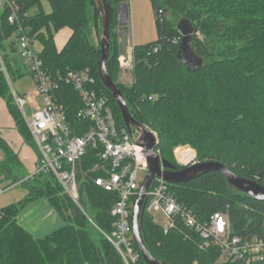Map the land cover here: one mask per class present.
Wrapping results in <instances>:
<instances>
[{
	"label": "trees",
	"instance_id": "obj_1",
	"mask_svg": "<svg viewBox=\"0 0 264 264\" xmlns=\"http://www.w3.org/2000/svg\"><path fill=\"white\" fill-rule=\"evenodd\" d=\"M12 1L19 7L21 21L29 35L42 46L37 51L44 70L52 75H65L70 70L90 69L96 80L94 88L111 101L118 127H126L116 100L100 79L101 39L97 46L92 38L98 31L102 38L103 22L97 1ZM128 1L106 0L111 19V49L118 53L120 46L114 43L121 26L118 9ZM45 2L49 3L50 12L44 8ZM151 2L158 38L135 47L132 87L118 82L117 54L110 55L108 60V72L122 91L130 113L137 122L158 133L161 157L179 170L183 168L173 160V150L189 143L197 151L200 163L219 162L236 175L264 187V0ZM170 11L184 15L195 29L194 50L203 60V66L196 71H190L177 60L183 35L178 24L168 17ZM7 16L8 11L2 10L0 99L6 101L23 138L35 146L10 87L13 82L26 76L33 79V76L19 55L16 40L12 39L16 27L9 24ZM65 28L72 30V36L65 47L58 50L55 36ZM157 47L158 52H154ZM56 96L65 106L68 121L77 135L92 128L90 122L78 119L82 102L71 86L61 85ZM0 151L4 153L0 174L10 178L11 185L22 183L29 190L28 197L20 204L0 211V264H125L105 236L113 232L112 209L118 201V193L106 191L89 180L85 184L87 200L84 193L81 200L83 211L63 193L53 175L29 180L16 175L18 157L1 137ZM98 164L99 150L89 149L83 168L92 170ZM92 176L99 178L103 174L95 172ZM170 189L178 203L192 211L200 222L216 212H224L229 216L233 234L247 237L264 234V203L232 189L218 172L202 175L186 184H171ZM41 198L48 199L68 224L37 239L17 218L27 204ZM135 200L132 199V204ZM147 207L148 204L142 218L143 239L149 253L158 261L238 264L219 263L220 250L201 249L203 239L181 224L166 233ZM135 249L139 252L137 246ZM138 264H147L141 254Z\"/></svg>",
	"mask_w": 264,
	"mask_h": 264
},
{
	"label": "built area",
	"instance_id": "obj_2",
	"mask_svg": "<svg viewBox=\"0 0 264 264\" xmlns=\"http://www.w3.org/2000/svg\"><path fill=\"white\" fill-rule=\"evenodd\" d=\"M0 9L8 11V22L16 27L12 39L16 40L19 55L35 85L34 94L24 95L11 87L15 105L38 150L36 168L25 180L53 175L63 193L83 211L81 200L89 180L106 191L118 193V201L112 209L113 232L105 236L125 264H138L140 252L135 249L132 230V199L137 198L140 185L149 172L147 154L137 144L140 133L136 137L127 127H118L109 97L94 88L96 80L90 69L70 70L65 75L47 73L36 49V40L23 25L16 2L0 0ZM158 49L155 48L154 52ZM119 64L123 72L135 70V46L129 44L125 52L121 50ZM63 84L71 86L81 99L78 119L93 125L82 135L76 134L68 121L65 106L57 100L56 92ZM158 144L157 138L155 152L161 156ZM89 149L99 150L100 164L87 171L83 162ZM176 153L177 164L182 168L200 163L197 152L190 147H180ZM95 172H101L103 176L94 178L92 173ZM170 185L164 178L157 177L147 194V210L151 215L153 212L164 215L166 233L181 224L203 239L201 249L218 248L220 258L226 261L264 263V234L249 237L233 234L229 216L224 212H216L205 221H198L192 211L178 203Z\"/></svg>",
	"mask_w": 264,
	"mask_h": 264
},
{
	"label": "water",
	"instance_id": "obj_3",
	"mask_svg": "<svg viewBox=\"0 0 264 264\" xmlns=\"http://www.w3.org/2000/svg\"><path fill=\"white\" fill-rule=\"evenodd\" d=\"M96 1L103 22L101 38L102 57L99 66L100 79L105 88L116 100L121 111L124 124L129 132L133 134V129H137L138 133H140L137 144L144 148L147 154V163L149 166V172L140 185L139 194L132 208V230L135 244L147 264H165L155 259L147 250L143 239L142 229V218L148 202L147 194L151 190L157 177L164 178L165 181L170 184H186L202 175L218 172L227 179L232 189H236L245 194L247 197L263 203L264 187L257 181L247 180L236 175L227 166L219 162L198 163L194 166L179 170L177 166L162 158L155 152L157 149V137L148 127L135 120L130 113L122 91L112 80L108 72V60L111 49L110 11L106 0ZM127 9L128 5L126 3L120 5L118 9L120 17L123 15L124 11L128 13ZM178 28L183 35V39L179 46L177 60L183 63L190 71H196L203 66V60L197 56L194 50L193 35L195 29L191 22L186 19L181 21ZM162 168H164V170H162ZM261 177L262 175H260V178Z\"/></svg>",
	"mask_w": 264,
	"mask_h": 264
},
{
	"label": "crops",
	"instance_id": "obj_4",
	"mask_svg": "<svg viewBox=\"0 0 264 264\" xmlns=\"http://www.w3.org/2000/svg\"><path fill=\"white\" fill-rule=\"evenodd\" d=\"M130 4L133 5V29L130 24ZM121 17L123 18L121 23L125 24L127 22V26H130V43L133 46H143L157 40L156 16L151 0H129V22L125 20L128 18L127 13L123 12ZM71 36L72 30L69 28L58 32L55 36L57 49L62 50ZM0 137L18 157L17 165H15L17 168L15 174L24 176L27 179L36 168L38 150L23 138L16 126L15 120L9 112L6 102L1 99ZM3 161L4 153L0 151V163ZM11 183L12 180L10 178H5L0 174V211L11 205L20 204L29 195V190L22 183L15 185H11ZM17 220L22 227L37 239L45 238L68 224V220L46 198H41L27 204L19 212Z\"/></svg>",
	"mask_w": 264,
	"mask_h": 264
},
{
	"label": "rangeland",
	"instance_id": "obj_5",
	"mask_svg": "<svg viewBox=\"0 0 264 264\" xmlns=\"http://www.w3.org/2000/svg\"><path fill=\"white\" fill-rule=\"evenodd\" d=\"M127 5H128V9H127V11H128V13H127V15H128V18H126L125 20L126 21H128L129 22V1H128V3H127ZM44 8H45V10H46V12H50L51 11V7H50V5H49V3H47V2H45L44 3ZM39 12V9H36L35 10V13H38ZM1 13H2V10L0 9V15H1ZM124 13H126V11H124ZM168 17L171 19V20H173L174 21V23H176V24H180L181 23V21L182 20H184L185 18H184V15H180V14H174L172 11H170L169 12V14H168ZM122 17L120 18V21H122ZM128 19V20H127ZM125 21V22H126ZM130 24H131V28L133 29V23H134V16H133V5L132 4H130ZM129 27L130 26H127V22L125 23V24H123V23H121V26L118 28V34H117V37H116V41L114 40V43L116 44V46H120V51H119V53H118V50H116V49H111L112 51H110V55H114V53L115 54H117V62H118V64H119V55H120V53H121V50L123 51V52H125L126 51V49L128 48V46H129V44L131 45V39H130V36H129ZM100 34L101 33H99V31H98V33H93L92 34V38L94 39V42H95V44L98 46V44H99V46H100V39H101V37H100ZM198 36H200V37H202L201 36V34L199 33L198 34ZM35 44H36V48H37V50L38 51H40L41 50V44H39L37 41H35ZM115 44H113V46L115 45ZM115 46V47H116ZM110 57V56H109ZM120 68V71H119V76H118V82L121 84V85H123V86H126V87H132V85L134 84V73H135V70H131V71H129V72H123V70L121 69V67H119ZM3 72H4V74L6 75V71H5V69L3 68ZM9 79V78H8ZM11 84V80L9 79V85ZM10 87H12V88H14V90L17 92V93H19V94H21V95H23L24 93H27V94H29V93H32V92H34V89H35V85H34V81H33V79L30 77V76H26V77H24L23 79H21V80H18L17 82H13L12 83V85H10ZM1 100H3V99H1ZM5 101V100H4ZM6 102V101H5ZM7 104V103H6ZM8 106V105H7ZM8 109H9V107H8ZM9 112H10V110H9ZM20 112V111H19ZM10 114H11V112H10ZM21 114V113H20ZM11 116H12V114H11ZM13 117V116H12ZM13 119H14V117H13ZM15 120V119H14ZM152 132H154L155 133V135H156V137L159 139V136H158V133L157 132H155L154 130H152V129H150ZM133 133L135 134V136L136 137H138L139 136V133H138V131H137V129H133ZM180 147H190V148H192L193 150H195V148L191 145V144H189V143H185V144H180V145H178V146H176L175 148H174V150H173V156H172V158H173V160L174 161H176L177 162V158H176V156H177V153H176V150L178 149V148H180ZM196 151V150H195ZM197 152V151H196ZM24 172V171H23ZM260 175H262V174H260ZM263 176V175H262ZM260 177V176H259ZM84 196H85V192H84ZM85 200H87L86 199V196H85ZM152 216H153V218H154V220H155V222L159 225V226H161V227H166V225H167V221H166V218L164 217V215H162V213H159V212H153L152 213ZM88 217H90V216H88ZM228 261H226L225 259H223V258H220L219 259V263H227Z\"/></svg>",
	"mask_w": 264,
	"mask_h": 264
},
{
	"label": "bare ground",
	"instance_id": "obj_6",
	"mask_svg": "<svg viewBox=\"0 0 264 264\" xmlns=\"http://www.w3.org/2000/svg\"><path fill=\"white\" fill-rule=\"evenodd\" d=\"M111 102V101H110Z\"/></svg>",
	"mask_w": 264,
	"mask_h": 264
}]
</instances>
